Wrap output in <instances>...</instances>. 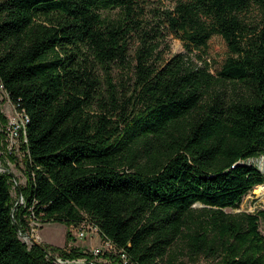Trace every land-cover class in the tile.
<instances>
[{
  "label": "trees",
  "instance_id": "1",
  "mask_svg": "<svg viewBox=\"0 0 264 264\" xmlns=\"http://www.w3.org/2000/svg\"><path fill=\"white\" fill-rule=\"evenodd\" d=\"M156 2L0 0V83L30 116L16 207L0 170V264L94 257L24 242L33 218L88 220L127 264H264V210L226 211L264 184L248 162L264 155V0ZM171 35L186 52L167 58ZM216 35L231 54L214 73Z\"/></svg>",
  "mask_w": 264,
  "mask_h": 264
},
{
  "label": "rangeland",
  "instance_id": "2",
  "mask_svg": "<svg viewBox=\"0 0 264 264\" xmlns=\"http://www.w3.org/2000/svg\"><path fill=\"white\" fill-rule=\"evenodd\" d=\"M157 1L155 5H171L172 0H155ZM249 20L251 21H257L259 10L257 7H252L249 12L247 13ZM167 45L169 46V50L166 54V57L169 58L172 55L179 53V52H186L183 43L180 39L175 38L174 36H169L167 39ZM230 49L225 41L221 36H213L209 41V55L207 57L211 69L214 73H217L226 61V59L230 56ZM0 114H3L7 119L8 122L7 130L9 131V119H11L13 116H15V109L12 106V102L7 98V95L5 91L0 87ZM4 127L0 129L2 131ZM19 145H17V148L15 150L16 155V161L10 160L5 154L3 156V160H5V164L0 159V170L2 172H8L5 168V165L8 166L10 169V172L14 175L13 182H18L19 185L25 186L27 183V178L24 173V163H23V157L24 153L21 150V142L20 139L18 140ZM249 163L256 165L263 173H264V155L260 156L259 158H253L248 160ZM260 186H257L255 189H253L247 196H245L243 202L238 208H227L226 211L236 213V212H248V213H258L261 210H264V191H260ZM12 195L14 198V201H19L20 203L23 202L22 198L18 195V189L17 185L13 184L12 186ZM200 206V205H198ZM32 227H34L36 230H31V233L29 235H23L21 236V239L28 243L29 245L32 244V239L36 240L39 243H42L43 245H49V246H58V247H81V249H84L87 252H92L96 248L103 247V239L104 236L99 233H94L91 235H88L87 237H74L71 234L70 241L71 244H76L77 246H69L67 242V234L69 232V226H67L64 223H58V222H52V223H45V224H35L34 221H31ZM261 233L264 235V218L261 219V225H260ZM70 233V232H69ZM107 255H104V257L111 261ZM117 260V259H116ZM214 262L210 259H206L204 257H200L198 260V264H213Z\"/></svg>",
  "mask_w": 264,
  "mask_h": 264
},
{
  "label": "built area",
  "instance_id": "3",
  "mask_svg": "<svg viewBox=\"0 0 264 264\" xmlns=\"http://www.w3.org/2000/svg\"><path fill=\"white\" fill-rule=\"evenodd\" d=\"M0 87L5 91L7 98L10 100L8 92L5 90L3 85L0 83ZM11 102V100H10ZM1 103V102H0ZM12 106L15 109V116H13L11 119H9V131L7 130V125L2 129V132L5 133L6 138L5 141L7 143L6 145V153L12 154L15 152L17 148L18 140L20 139V142H27V125L30 122V116L25 111V109H20L17 105H15L12 102ZM2 128V127H1ZM0 128V129H1ZM21 136H24V139L22 140ZM21 147V145H20ZM31 221H34L35 224H40V222L33 218ZM32 226V224H31ZM33 230H36L34 227H32ZM31 229V230H32ZM69 232L72 236L76 237H87L88 235L99 233V228L94 225L92 222L88 220H84L79 224H71L69 226ZM103 247L96 248L92 252H90L94 257L91 258L88 262L86 259H81L86 261L88 264H106L109 260H107L104 255L106 254H118L122 261V263L127 264L129 262V256L127 253L124 252V250L120 249L112 240L105 238L103 239Z\"/></svg>",
  "mask_w": 264,
  "mask_h": 264
},
{
  "label": "water",
  "instance_id": "4",
  "mask_svg": "<svg viewBox=\"0 0 264 264\" xmlns=\"http://www.w3.org/2000/svg\"><path fill=\"white\" fill-rule=\"evenodd\" d=\"M20 197H21V192H20ZM18 202H20L19 200L17 201L15 207L17 206ZM20 236H23L22 234H20ZM56 261L60 264H88L86 261L84 260H78L76 262H68V261H63L60 257H56L55 258Z\"/></svg>",
  "mask_w": 264,
  "mask_h": 264
},
{
  "label": "bare ground",
  "instance_id": "5",
  "mask_svg": "<svg viewBox=\"0 0 264 264\" xmlns=\"http://www.w3.org/2000/svg\"><path fill=\"white\" fill-rule=\"evenodd\" d=\"M260 191L262 192V190L264 191V184L260 186Z\"/></svg>",
  "mask_w": 264,
  "mask_h": 264
},
{
  "label": "crops",
  "instance_id": "6",
  "mask_svg": "<svg viewBox=\"0 0 264 264\" xmlns=\"http://www.w3.org/2000/svg\"><path fill=\"white\" fill-rule=\"evenodd\" d=\"M68 245H69V246H72V245H73V246H77L76 244H71V242H68ZM80 248H81V247H80Z\"/></svg>",
  "mask_w": 264,
  "mask_h": 264
}]
</instances>
